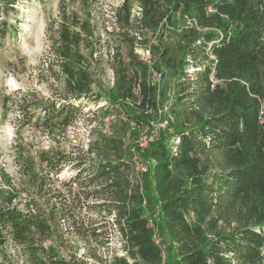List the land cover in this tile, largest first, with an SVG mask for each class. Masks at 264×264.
<instances>
[{"label": "trees", "instance_id": "trees-1", "mask_svg": "<svg viewBox=\"0 0 264 264\" xmlns=\"http://www.w3.org/2000/svg\"><path fill=\"white\" fill-rule=\"evenodd\" d=\"M17 1L0 0V36ZM102 1L60 0L47 26L37 69L52 94L22 93L18 123L52 142L15 143L0 247L9 239L25 264H264V0ZM176 15L191 26L165 45ZM155 73L173 75L182 124L174 141L126 146L154 128ZM78 123L86 146L69 139ZM114 235L122 254L103 261Z\"/></svg>", "mask_w": 264, "mask_h": 264}, {"label": "rangeland", "instance_id": "rangeland-1", "mask_svg": "<svg viewBox=\"0 0 264 264\" xmlns=\"http://www.w3.org/2000/svg\"><path fill=\"white\" fill-rule=\"evenodd\" d=\"M118 2L119 0H103L102 7L108 9L109 6L116 5ZM59 3L60 0H18L15 14L9 13L8 16L3 17L10 33L0 36V175L18 177L14 150L16 142L28 143L31 151L46 149L52 142L47 134L37 132L30 125L18 123L20 115L18 100L20 95L27 91H36L39 97L45 98L52 94L48 87L50 80L47 79L46 82L41 79L38 76L37 67L48 49L46 30L50 20L57 16ZM190 26L189 19L176 15L165 33L163 43L174 46L179 40V35ZM140 53L148 58L146 51H140ZM152 80L160 90V109L154 128L137 131L132 137H127L126 146L137 142L138 147L144 149L149 143L157 141L161 135L171 141L174 128L182 124L188 105L185 102L176 101L173 75L167 73L162 78L155 73L152 75ZM88 129L80 123L76 124L68 129L69 139L73 143L76 135H79L81 143L86 146L89 138ZM31 154L34 155L33 152ZM137 170L145 171V166L141 163L137 164ZM63 175L68 173L64 171ZM192 219V215L187 216L188 221ZM3 232L2 230V234ZM156 239L158 243H164L157 233ZM118 240V237L114 235L109 248L97 252L101 260L106 261L108 254L113 251H116L117 255L122 254ZM167 246L168 244H163L164 249ZM83 251L84 248L81 247L78 255H82ZM25 261V255L19 248L13 246L9 239L0 247V264H25ZM86 261L87 264H100L92 258H86Z\"/></svg>", "mask_w": 264, "mask_h": 264}, {"label": "built area", "instance_id": "built-area-1", "mask_svg": "<svg viewBox=\"0 0 264 264\" xmlns=\"http://www.w3.org/2000/svg\"><path fill=\"white\" fill-rule=\"evenodd\" d=\"M154 240L158 244V240L156 239V234L154 235ZM163 248V247H162ZM163 258H164V253H163Z\"/></svg>", "mask_w": 264, "mask_h": 264}]
</instances>
